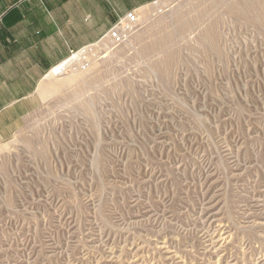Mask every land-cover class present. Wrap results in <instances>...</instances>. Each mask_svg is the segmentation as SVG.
Here are the masks:
<instances>
[{
	"label": "rangeland",
	"instance_id": "1",
	"mask_svg": "<svg viewBox=\"0 0 264 264\" xmlns=\"http://www.w3.org/2000/svg\"><path fill=\"white\" fill-rule=\"evenodd\" d=\"M153 1L0 139V264H264V0Z\"/></svg>",
	"mask_w": 264,
	"mask_h": 264
},
{
	"label": "crops",
	"instance_id": "2",
	"mask_svg": "<svg viewBox=\"0 0 264 264\" xmlns=\"http://www.w3.org/2000/svg\"><path fill=\"white\" fill-rule=\"evenodd\" d=\"M153 0H0V139L38 104L37 88L71 50Z\"/></svg>",
	"mask_w": 264,
	"mask_h": 264
},
{
	"label": "built area",
	"instance_id": "3",
	"mask_svg": "<svg viewBox=\"0 0 264 264\" xmlns=\"http://www.w3.org/2000/svg\"><path fill=\"white\" fill-rule=\"evenodd\" d=\"M172 3V2H171ZM170 0H155L150 3L152 16L164 13ZM142 27V18L137 10H130L117 19L113 26L98 40L71 50L68 56L50 71L59 67L57 75L88 72L111 50L128 42Z\"/></svg>",
	"mask_w": 264,
	"mask_h": 264
},
{
	"label": "bare ground",
	"instance_id": "4",
	"mask_svg": "<svg viewBox=\"0 0 264 264\" xmlns=\"http://www.w3.org/2000/svg\"><path fill=\"white\" fill-rule=\"evenodd\" d=\"M58 69H59V67H57V68H55L54 70H52V72H50L47 76H46V78H50V79H53V78H55V77H58V75H57V72H58ZM80 73H85V72H80Z\"/></svg>",
	"mask_w": 264,
	"mask_h": 264
}]
</instances>
